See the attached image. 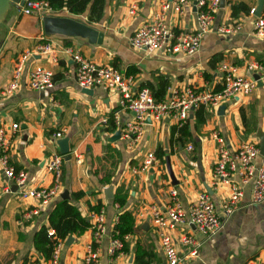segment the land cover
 Returning <instances> with one entry per match:
<instances>
[{"label": "crops", "instance_id": "obj_1", "mask_svg": "<svg viewBox=\"0 0 264 264\" xmlns=\"http://www.w3.org/2000/svg\"><path fill=\"white\" fill-rule=\"evenodd\" d=\"M135 1L104 0L102 18L90 24L104 32L110 40L106 44H93L72 36L71 44L64 45L62 37L65 35H46L42 22L39 24L37 19L42 16H22L19 6L9 10L0 22V90L10 80L20 53L44 43H50L53 48L49 57L35 54L27 60L16 92L9 96L0 94V124L8 129L10 162L27 172L30 186H49L52 176L46 169V159L52 152L63 155L61 189L36 216L25 215L34 202L19 198L17 186L4 176L0 165V264L46 262L52 246V240L47 237L50 228L55 229L54 238L61 242L59 264H83L87 245L92 240L90 214L94 211L90 206L97 202L105 211L107 227L97 246L98 264L110 263V233L123 210L133 213L136 231L125 241L126 249L113 264H133L136 254L142 262L167 264L152 221L151 206H166L172 186L177 189L184 208L200 191H211L223 219L221 229L209 237L200 234L194 226L182 225L168 230L182 252L185 249L181 244L183 234H190L200 242L198 255L181 264L264 261V202L250 203L251 183H245L239 207L225 215L221 202L227 198L229 186L224 184L214 189L211 175L217 158L216 133L225 138L231 149L244 142L256 143L260 148L264 138V80H259L249 95L225 100L220 108L202 107L199 117L192 113L187 122L191 135L182 141L175 140L177 134L171 139L172 128L178 127L174 118H148L140 138L129 146L121 134L117 140L109 138L117 130L121 132L133 112L119 107V95L114 90L95 86L87 88L91 89L90 94L84 92L75 79L73 56L66 51L70 48L98 65L109 64L125 73L134 70V74L127 75L132 76L135 90L146 87L147 82L154 86L163 83L164 97L169 96L172 89L185 86L218 90L222 86V74L217 69L220 63L237 64L243 74H248L246 65L251 61L264 65V39L253 34V18L242 11L237 17L231 15L232 3L243 2L251 8L257 6L258 0H223L214 17V28L222 23H239L240 29L229 35L212 29L193 55L163 50L148 53L133 48L130 36L160 9L159 0H139L131 14L129 10ZM88 11L68 16L85 22ZM59 12L63 11H56L54 15ZM165 22L176 31L195 30L194 4L182 13L167 11ZM35 65L53 71L51 89L38 91L28 86L27 76ZM13 123H17L18 128L12 131ZM58 130H63V134L54 138ZM159 150L163 152V159L156 155ZM149 152L156 155L157 162L143 170L142 163ZM166 156L174 180L169 177ZM263 157L260 154L255 162L259 164ZM104 177L109 178L108 184L102 181ZM232 179L241 181L237 172L232 173ZM121 186L128 190L123 208L112 200L116 188ZM6 187L11 192H7ZM79 190L84 195L76 200L72 192ZM74 207L90 222L82 233L76 232L78 220Z\"/></svg>", "mask_w": 264, "mask_h": 264}, {"label": "built area", "instance_id": "obj_2", "mask_svg": "<svg viewBox=\"0 0 264 264\" xmlns=\"http://www.w3.org/2000/svg\"><path fill=\"white\" fill-rule=\"evenodd\" d=\"M160 9L154 17L136 28L129 38L133 48L144 49L148 53L163 50L166 53H184L193 55L200 50L204 36L214 29L222 35H229L240 29L239 23H222L214 28V17L218 12L221 0H159ZM139 0H136L129 12L133 14ZM194 4L196 14V29L173 30L165 22V14L172 10L182 13L188 6ZM22 16H44L56 13V10L46 0H25L19 6ZM248 14L253 18V34L264 39V10L256 14V6L249 9ZM39 37H43L40 34ZM52 46L50 43L40 44L32 50L20 53L15 60L12 76L5 87L0 90L1 96H9L19 88L27 60L35 54L49 57ZM73 56L76 63L75 79L80 88L101 87L104 90H114L119 95V107L133 112V117L121 127V136L126 138L128 145H133L141 136L146 120H161L172 117L177 126H182L199 107L219 108L225 100L239 99L249 95L258 85L259 80H264V65L251 61L246 65L248 74H243L237 64L222 62L218 71L222 74V87L218 90L199 89L193 86L174 88L169 96L156 100L148 87L138 90L133 88L131 75L109 64L98 65L85 58L78 52L66 48ZM53 60L55 57L52 55ZM250 72V73H249ZM254 75H258L255 78ZM27 84L31 89L43 91L51 89L53 71L43 65H35L28 73ZM11 130L18 128L17 123L10 126ZM7 128L0 124V165L4 176L14 183L18 190L19 198L25 202L33 201L26 211L27 216L38 215L44 206L55 197L61 189L63 155L52 152L46 159V169L52 176L49 186L34 187L27 182V172L17 169L10 162L9 151L11 148ZM63 130L56 131L53 136L59 138ZM217 143V158L212 167V187L228 185L227 198L221 202V209L225 215L236 210L243 197V184L251 183L250 203L264 202V157L257 164L255 162L259 153V146L253 142H244L238 148L231 149L224 137L215 134ZM191 149V145L188 146ZM157 162L156 155L147 153L142 169L147 170ZM237 172L241 181L232 179V173ZM212 188V189H213ZM7 192H11L6 187ZM211 191L202 190L198 193L187 208L181 204L178 191L175 187L169 188V203L164 206H151L152 221L158 234L167 264H181L189 258L198 255L200 242L190 234L181 236V244L185 247L180 251L175 239L168 230L182 225L194 226L203 236L209 237L217 233L222 225V216L218 213L212 199ZM92 240L87 245L83 256V264H98L99 257L97 246L107 232L105 211L101 207L98 211L91 212ZM56 232L53 228L47 231V237L52 240L50 256L46 262L32 260L27 264H59L61 242L54 238ZM131 234L119 237L118 231L112 230L108 247L109 264H113L116 257L123 252L124 242ZM247 264H264V261L250 260Z\"/></svg>", "mask_w": 264, "mask_h": 264}, {"label": "trees", "instance_id": "obj_3", "mask_svg": "<svg viewBox=\"0 0 264 264\" xmlns=\"http://www.w3.org/2000/svg\"><path fill=\"white\" fill-rule=\"evenodd\" d=\"M49 2V4L54 8L56 11H67V13L72 15H80L83 14L87 9H89L88 14L86 16L85 23L90 24L91 22L98 21L103 16V8H104V0H46ZM249 7H247L246 4L243 2H234L231 4V15L233 17H237L239 13L245 12L248 13ZM263 10H264V3H263ZM38 22L40 24L41 17H38ZM92 25V24H90ZM93 26V25H92ZM96 27V26H94ZM97 28V27H96ZM72 36H63V44L69 45L71 44ZM114 64V62H113ZM115 66V65H114ZM126 74H134V70L130 71L127 70ZM146 87H149L151 90L154 98L156 100H162L164 98V84H158L157 86L152 85L151 83L147 82ZM222 87V86H221ZM220 87V88H221ZM219 88V89H220ZM202 106L195 109L193 111V114H196L197 117H199L198 113L201 110ZM189 120V119H188ZM187 120V122H188ZM184 123L182 126H174L171 130V139L172 136L177 134V138H175L176 141H182L185 137H188L191 135V133L188 130V124ZM156 155L159 158L163 159V152L160 150L157 151ZM102 181L105 182V184H108L110 182L109 178L104 177L102 178ZM84 195L83 191H76L72 192V196L74 199H79ZM128 196V190H125L122 186L116 188L114 196L112 198L114 203H117L120 208H123ZM102 204L100 202H97L95 205H91L90 209L93 211H98L101 208ZM73 213L75 217L78 220L77 226H76V232L82 233L90 226V222L86 220V217H84L80 211L74 207ZM55 230V229H54ZM115 231H118L119 237H122L125 234H132L136 231L135 226V219L134 215L130 210H123L118 214V222L114 225ZM124 242L123 250L126 249ZM133 264H149L146 262H142L139 259V256L136 254L135 260Z\"/></svg>", "mask_w": 264, "mask_h": 264}, {"label": "water", "instance_id": "obj_4", "mask_svg": "<svg viewBox=\"0 0 264 264\" xmlns=\"http://www.w3.org/2000/svg\"><path fill=\"white\" fill-rule=\"evenodd\" d=\"M25 0H0V16L5 15L12 6H21ZM223 2V0H221ZM264 0H258L256 6V14H259L263 9ZM41 22L43 26V31L46 35L61 34L65 36H77L87 39L90 43L93 44H106L110 40L105 37L104 32L100 29L85 23L79 18L68 15H44L41 17ZM255 78H258V75H254ZM84 92L91 93V89L84 88ZM221 107V106H220ZM219 107V108H220ZM149 121V119H148ZM120 130H117L109 140L114 141L119 139ZM259 153L264 156V138L262 137ZM166 166L169 177L171 180H174V174L171 169L170 161L168 156H166ZM67 193V192H65Z\"/></svg>", "mask_w": 264, "mask_h": 264}, {"label": "rangeland", "instance_id": "obj_5", "mask_svg": "<svg viewBox=\"0 0 264 264\" xmlns=\"http://www.w3.org/2000/svg\"><path fill=\"white\" fill-rule=\"evenodd\" d=\"M15 7H16V6H12L11 10L14 9ZM58 14H59V15H70V14L64 12V11H63V12H59ZM17 42H18V41H17Z\"/></svg>", "mask_w": 264, "mask_h": 264}, {"label": "bare ground", "instance_id": "obj_6", "mask_svg": "<svg viewBox=\"0 0 264 264\" xmlns=\"http://www.w3.org/2000/svg\"><path fill=\"white\" fill-rule=\"evenodd\" d=\"M6 18L5 12L3 13V16H0V22H2Z\"/></svg>", "mask_w": 264, "mask_h": 264}]
</instances>
